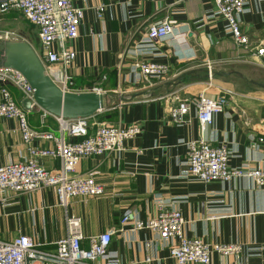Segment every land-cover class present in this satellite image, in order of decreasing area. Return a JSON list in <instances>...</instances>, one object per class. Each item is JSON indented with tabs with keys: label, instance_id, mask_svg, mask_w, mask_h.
Returning a JSON list of instances; mask_svg holds the SVG:
<instances>
[{
	"label": "crops",
	"instance_id": "1",
	"mask_svg": "<svg viewBox=\"0 0 264 264\" xmlns=\"http://www.w3.org/2000/svg\"><path fill=\"white\" fill-rule=\"evenodd\" d=\"M73 4L82 11L79 37L52 46L76 53L67 69L74 91L104 93L102 120L140 124L142 133L127 140L123 150L83 158L73 171V175L93 174L103 185L102 195L76 197L64 207L55 189L44 187L11 194L8 203L0 202V238L26 234L51 249L67 236L68 218L78 216L84 248L89 247L90 236L111 231L109 250L122 264H178L168 242L151 229L123 224L122 217L129 208L145 220L161 209H179L187 236L242 245L239 254L213 252L215 264H264V185L247 177L204 182L186 172L189 143L201 138L214 145L227 143L231 167H264V142L258 140L264 137V58L253 54L264 45V0H250L239 15L249 46L234 41L213 0H73ZM166 19L186 35L169 42L149 39V26ZM4 31H13L16 40L39 48L36 27L17 10L0 13V33ZM137 59L165 63L171 74L137 83L132 65ZM0 86L23 106L26 97L19 87ZM200 94L214 98L226 94L230 102L205 130L194 107L188 122L174 123L172 108ZM26 110L32 128L61 134L56 115L38 105ZM92 120L101 122L94 116ZM64 136L77 140L69 129ZM39 143L52 145L48 140ZM27 154L18 120L0 117V165ZM41 162L48 169L61 166L57 158L44 157Z\"/></svg>",
	"mask_w": 264,
	"mask_h": 264
},
{
	"label": "built area",
	"instance_id": "2",
	"mask_svg": "<svg viewBox=\"0 0 264 264\" xmlns=\"http://www.w3.org/2000/svg\"><path fill=\"white\" fill-rule=\"evenodd\" d=\"M217 12L227 20L228 32L239 45L249 46V36L244 32L239 15L244 12L250 0H213ZM17 10L32 23L38 32L39 48H35L46 73L61 88L74 91L73 77L67 69L72 65L76 53L71 48L54 50L55 42L71 41L79 37L82 11L73 0H0V13ZM98 15L103 12L99 6ZM186 32L166 19L149 26L147 36L155 41L169 42L181 38ZM13 31L0 33V41L16 40ZM253 54L264 58V45L257 47ZM137 71V83L162 79L171 74V67L165 63L137 59L132 63ZM12 83L19 87L26 98L35 106L34 90L18 70L0 67V84ZM230 98L222 94L217 98L200 94L189 101L179 103L171 110L172 121L186 123L192 107L197 110L201 129L214 120L216 113L223 112ZM0 117L15 118L19 131L27 146V157L0 165V202L8 203L11 194L30 193L53 187L58 203L67 207L76 197H93L104 193L103 185L92 175H73L85 157H97L110 151L124 149V143L142 133L140 124L122 126L91 118L68 119L57 116L61 124V134L37 130L30 126L27 110L14 98L5 86H0ZM92 128L94 130L92 131ZM77 140L68 141L64 132ZM91 130V131H90ZM255 142L256 137L251 135ZM41 140L52 143L50 147L40 145ZM260 143L264 137L258 138ZM232 151L227 143L214 145L201 138L189 143L187 174L204 182L216 180L230 181L234 177L251 178L257 186L264 185V167L245 165L231 167ZM44 157L57 158L59 169L46 168ZM185 219L179 209H161L152 218L142 219L134 209H127L122 217L123 224H131L135 229L148 228L169 243L170 254L178 264H215L211 254L222 256L239 254V243H209L201 237H189L184 232ZM68 234L54 243V248H45L40 242L26 234L11 239L0 238V264H122L115 252L109 250L112 232L90 236L89 247L82 246L81 218H68Z\"/></svg>",
	"mask_w": 264,
	"mask_h": 264
},
{
	"label": "water",
	"instance_id": "3",
	"mask_svg": "<svg viewBox=\"0 0 264 264\" xmlns=\"http://www.w3.org/2000/svg\"><path fill=\"white\" fill-rule=\"evenodd\" d=\"M0 67L21 72L34 90L35 104L53 115L68 119L91 118L106 108L105 94L100 91H67L58 86L27 41H1ZM23 106L31 109L32 100L26 98Z\"/></svg>",
	"mask_w": 264,
	"mask_h": 264
},
{
	"label": "trees",
	"instance_id": "4",
	"mask_svg": "<svg viewBox=\"0 0 264 264\" xmlns=\"http://www.w3.org/2000/svg\"><path fill=\"white\" fill-rule=\"evenodd\" d=\"M100 113H97L94 117H96L99 121H105V120H102L104 118V113H101V117H97V115H99ZM114 117V116H113ZM91 121L93 122L92 120V117H91ZM91 131V130H90Z\"/></svg>",
	"mask_w": 264,
	"mask_h": 264
},
{
	"label": "rangeland",
	"instance_id": "5",
	"mask_svg": "<svg viewBox=\"0 0 264 264\" xmlns=\"http://www.w3.org/2000/svg\"><path fill=\"white\" fill-rule=\"evenodd\" d=\"M33 44H34L35 47H38V43H37L36 40H34V43H33ZM101 115H102V114L100 113L99 115H97V117H101Z\"/></svg>",
	"mask_w": 264,
	"mask_h": 264
}]
</instances>
